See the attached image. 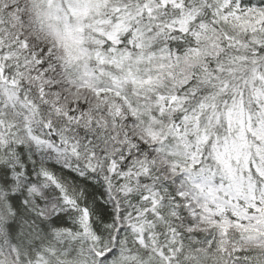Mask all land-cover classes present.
<instances>
[{
  "label": "snow or ice",
  "instance_id": "6c2138e0",
  "mask_svg": "<svg viewBox=\"0 0 264 264\" xmlns=\"http://www.w3.org/2000/svg\"><path fill=\"white\" fill-rule=\"evenodd\" d=\"M0 264H264V0H0Z\"/></svg>",
  "mask_w": 264,
  "mask_h": 264
}]
</instances>
